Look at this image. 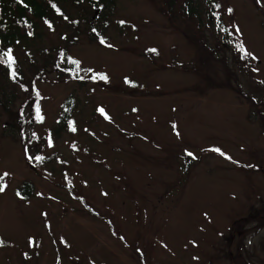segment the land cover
<instances>
[{
	"label": "rangeland",
	"instance_id": "obj_1",
	"mask_svg": "<svg viewBox=\"0 0 264 264\" xmlns=\"http://www.w3.org/2000/svg\"><path fill=\"white\" fill-rule=\"evenodd\" d=\"M173 1L81 0L12 50L0 264H214L236 247L264 264V0Z\"/></svg>",
	"mask_w": 264,
	"mask_h": 264
},
{
	"label": "trees",
	"instance_id": "obj_2",
	"mask_svg": "<svg viewBox=\"0 0 264 264\" xmlns=\"http://www.w3.org/2000/svg\"><path fill=\"white\" fill-rule=\"evenodd\" d=\"M80 1L81 0H0V77H7V74H12L19 70L18 62L12 54L14 48H20L22 44L33 41L37 37V31L42 24L53 27L56 19L62 22L69 21L67 10L73 9L75 6L79 5ZM86 2L92 10L100 11V13H106L108 10L112 11L115 6L114 0H86ZM168 2L170 3L169 5L174 6L173 0H168ZM185 11L187 16H192L190 14L191 9L189 4L185 7ZM100 18V14L94 16L95 20H101ZM102 19H105V15L102 16ZM94 29H92L91 32L95 33ZM93 33H91V35H94ZM197 45L202 48L207 47L203 41H199ZM67 49V47L64 48L62 52L63 56L68 55ZM9 52L13 61L11 64H9L7 56L4 55ZM199 59L201 58L199 57ZM226 86L232 92L235 90L229 83H226ZM20 117L18 118L19 120ZM21 118L22 123H27L24 117ZM58 127V131H64L63 123ZM12 128L14 129V127ZM26 185L27 184H25L20 191L23 196L25 190L31 191V187ZM248 220L251 221L252 218H248Z\"/></svg>",
	"mask_w": 264,
	"mask_h": 264
},
{
	"label": "flooded vegetation",
	"instance_id": "obj_3",
	"mask_svg": "<svg viewBox=\"0 0 264 264\" xmlns=\"http://www.w3.org/2000/svg\"><path fill=\"white\" fill-rule=\"evenodd\" d=\"M254 218V216H252ZM242 234L241 231L235 230L231 233H229L231 238H236L239 237ZM237 248V249H236ZM236 248H228V252H224L223 250L221 252H219L217 255V257L219 259H214L217 260V263L214 264H221L220 262H222L221 259H224L221 257V255H227L228 257H226V260H229L230 263L229 264H247V259L244 257L245 255V249L243 247H236ZM224 262V261H223Z\"/></svg>",
	"mask_w": 264,
	"mask_h": 264
},
{
	"label": "snow or ice",
	"instance_id": "obj_4",
	"mask_svg": "<svg viewBox=\"0 0 264 264\" xmlns=\"http://www.w3.org/2000/svg\"><path fill=\"white\" fill-rule=\"evenodd\" d=\"M256 2L257 3H260L261 2V0H256ZM217 7H219V5H217ZM229 11H231V9L229 10ZM121 23H123V22H121ZM238 31V30H237ZM101 43H103V41H101ZM239 48H240V51L241 52H244V46L243 45H240L239 46ZM152 51H155V50H152ZM5 56H7V58H8V61H9V64H11L13 61H12V57H11V54H10V52L9 53H5L4 54ZM245 55H250L249 53H245ZM243 58V57H242ZM253 59H255V57H253ZM15 73H13V75H14ZM38 111V110H37ZM175 127V126H174ZM216 151H219L218 149H216ZM222 155H223V153H221ZM187 155H189V156H191L192 154L191 153H187ZM5 175H7V173H5ZM4 190V188L3 187H0V191H3Z\"/></svg>",
	"mask_w": 264,
	"mask_h": 264
}]
</instances>
